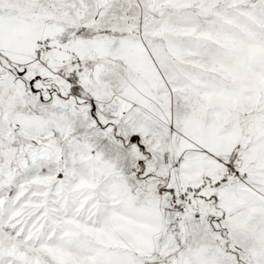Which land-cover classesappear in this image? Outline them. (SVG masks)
<instances>
[{"label": "snow or ice", "instance_id": "1", "mask_svg": "<svg viewBox=\"0 0 264 264\" xmlns=\"http://www.w3.org/2000/svg\"><path fill=\"white\" fill-rule=\"evenodd\" d=\"M0 264H264V0H0Z\"/></svg>", "mask_w": 264, "mask_h": 264}]
</instances>
